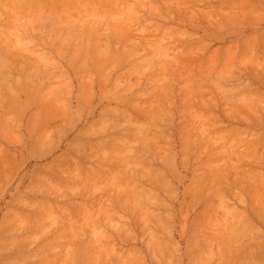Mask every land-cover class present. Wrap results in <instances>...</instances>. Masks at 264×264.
Listing matches in <instances>:
<instances>
[{"label": "rangeland", "instance_id": "rangeland-1", "mask_svg": "<svg viewBox=\"0 0 264 264\" xmlns=\"http://www.w3.org/2000/svg\"><path fill=\"white\" fill-rule=\"evenodd\" d=\"M0 264H264V0H0Z\"/></svg>", "mask_w": 264, "mask_h": 264}]
</instances>
